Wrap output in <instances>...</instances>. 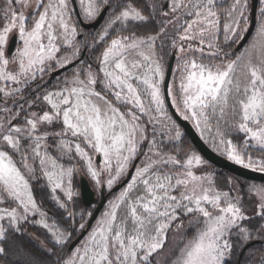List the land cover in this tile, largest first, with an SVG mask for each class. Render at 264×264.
<instances>
[{"label":"snow or ice","instance_id":"obj_1","mask_svg":"<svg viewBox=\"0 0 264 264\" xmlns=\"http://www.w3.org/2000/svg\"><path fill=\"white\" fill-rule=\"evenodd\" d=\"M107 3L108 0H80L84 14L91 19L100 12V5ZM4 5L0 12L7 23L0 25V81L27 84L38 73L55 70L53 64L64 68L77 56V30L71 23L69 0H4ZM16 5L21 9L19 12ZM181 6L184 5L174 0L172 11ZM29 7L37 10L30 28L29 16L24 11ZM223 7L218 0L192 2L188 15L195 19L185 21L179 39L198 41L201 47L189 44L187 51L199 52L201 58L187 54L178 58V75L174 74L172 84L162 90L165 71L155 58L157 37L136 35V29L146 25L149 17L132 4L125 5L108 22L100 39L108 37L107 29L117 22L128 35L111 38L99 57V71H94L90 64L76 69L71 80L65 79L63 88L44 95L51 111L42 115L31 113L32 118H26L24 128L5 129L0 124V139L14 152H20L21 134L30 139L31 158L34 162L38 158L51 191L62 190L70 201L74 195V166H65L57 157L42 151L48 147V137L59 138L54 143L60 158L71 161L75 152L85 160L88 173L98 185L101 174L108 173L107 185L111 188L141 154L140 146L148 140V123L168 121L171 127L163 124L168 139L181 141L183 133L166 108L170 97V105L185 121H192L201 136L205 131L211 134L215 130L213 144L222 148L230 161L264 173V6L255 35L243 52L226 63H205L202 45L206 37L208 48H216L208 57L212 61L220 52L215 44L217 33L222 31L225 41L235 43L242 39L240 32L247 30L241 27V20L247 23L248 0H233L225 9L221 27L217 9ZM14 30L18 31L23 46L10 60L6 47ZM65 45L71 49V57L58 58ZM179 51L186 53L183 44L179 45ZM10 62H18L15 73L7 70ZM98 83L102 90H97ZM4 94L11 95L7 91ZM108 95L117 103L109 100ZM153 111L163 120L153 116ZM142 116L148 120L142 121ZM222 122L244 134L242 146L226 138ZM54 124L61 125L60 131L48 130L47 126ZM81 140L93 154L102 157L103 168L93 165L89 151L78 142ZM250 148L259 150V159L253 158ZM148 153L127 186L110 202L109 210L97 221L87 242L76 248L64 264H151L153 254L164 247L168 229L182 216L191 217L188 223L193 232L181 237L182 244L171 264H225L231 251L227 237L232 229H239L243 239H249V229L241 227V222L249 219L240 204L241 197L218 189L211 174H197L195 169L206 163L200 155L193 150L185 152L183 159L168 155L155 139L148 146ZM28 160L26 153L21 154L18 166L8 151L0 150V205L6 202L16 205L0 207V221H6L9 228L19 232L21 221L27 220L29 214H39L38 223L52 233L58 244H64L70 234L46 222V213L37 204L30 184L36 168ZM249 191L257 197L260 209L257 214L264 219V185L252 184ZM55 199L59 201V197ZM60 207L65 205L61 203ZM7 231L0 223V240L6 238ZM4 251L0 247V253Z\"/></svg>","mask_w":264,"mask_h":264},{"label":"rangeland","instance_id":"obj_2","mask_svg":"<svg viewBox=\"0 0 264 264\" xmlns=\"http://www.w3.org/2000/svg\"><path fill=\"white\" fill-rule=\"evenodd\" d=\"M0 1H3V0H0ZM144 1H145V4L149 6V8L153 11V13H155L158 16V19L162 25L161 34L162 35L166 34V42L164 43L163 47L159 46V41H158L159 36L157 33L149 34L151 36L157 37L156 42H155V58L158 59L159 62L163 65L165 74H166L168 61L171 56V50L174 47H178L177 58L175 59L176 61L174 63L173 73L171 77V84H172L174 74L178 75L177 73L178 58H183L185 54L195 55L198 59L201 58V53L199 52L192 53V52L187 51L189 44H191L193 48L201 47L198 41H180L179 39L180 35L182 34V25L185 24V21L190 22L191 20L195 19L194 16L188 15V11L191 9L192 2H195V0H191V2L190 0H175V3L184 5V6L178 7L175 12L172 11V5L174 3V0H168L169 4L166 7H165V3L167 0H144ZM45 2H47V0H45ZM232 2L233 0H218V3H222L224 5L223 8L217 9L218 15L221 18V27L225 20V9H227V7ZM77 3L81 11L82 19L87 22L95 20L98 17L99 13L102 11V9L106 5H109V6L112 5L113 8L108 10L105 19L102 21L101 25L97 29H93L94 31L92 32H87L86 29L80 25V22L73 11L72 2L71 0H69V6L71 8V23L76 27V30H77V34L75 37V44L79 49L77 56L75 58H71V61L77 59L80 53L84 49L85 50L87 49L88 45H93L95 43H101L105 39L108 38V37H105L104 40L100 39V37L103 35L104 30L107 28L108 22L112 19L113 16L117 15L125 5L132 4L133 6H135L130 1L108 0L107 4L100 5V12L97 14V16L94 19H91L84 14L83 9L80 5V0H77ZM113 3L115 4L114 6H113ZM118 4H122V5L119 8H117ZM262 6H264V4H262V0H260L259 6H258L256 28L259 25L260 18L262 15L261 13ZM31 9L33 10V15L29 16V20L27 21V26L29 28L31 27V24H32L31 18L35 17L37 14V10L34 7H31ZM250 11H251V0H248V7L245 12L247 23L245 24V21L242 19L241 20L242 28L247 29L249 26L250 21L248 20V16H249ZM165 13H167V15H165ZM258 16H259V20H258ZM6 23L7 21L3 19V15L1 13L0 14V25L6 24ZM119 26L120 24L119 22H117L115 25H113L112 28H108L107 30L110 33L111 30ZM0 30H2V28H0ZM244 33L245 31L240 32V35L243 36ZM254 35H255V31L252 37ZM147 36H142V37H147ZM18 37H19V34H18ZM217 37L218 38L215 41V44L219 47L220 52H219L218 57L214 58L212 61H209L208 57L211 52L216 51V48H212V49L208 48L207 46L208 38L207 37H206L205 44L202 45V47L204 48L203 58H204L205 63H208V62L226 63L228 59H235V57L232 58L228 56V54L229 52L235 51L234 50L235 46L240 41V39H237L235 43H233L231 40L225 41L222 31L217 33ZM252 37L249 39L248 44L244 48L248 47V45L251 43ZM18 39H19V44H18L17 49L22 48L23 46V42L20 40V38ZM174 41H175V46L173 43ZM180 44L184 45L186 53H181L179 51ZM84 45L85 47H83ZM244 48L241 49L240 51H235L237 52L236 55L243 52ZM225 53H227V56H225ZM57 56L58 58L64 57V56L71 57V49H69L65 45L61 47V51L60 53L57 54ZM9 58L11 60V57ZM97 63H98L97 68L99 69L100 61L98 60ZM89 64L92 66V69L94 71L98 70L91 63L83 62L82 60L79 63H77L75 66L71 67L72 69L70 72H65L62 75H59V76L57 75L56 77H54L56 78L55 80L56 86L51 87V88H49V80L53 79V78H50V73L52 71H47V70L42 75L38 73L36 76V79L29 80L27 84L23 83V81H21V83H14L11 81H0L1 89H4V91L11 93V95H5L4 91H2L4 95L3 96L4 100H0V124H2L5 129L9 127H14V126H19V127L24 128L26 127V124H25L26 118L27 119L32 118L31 113L35 112L38 115H42L44 111H51L50 106L43 99L44 95L48 92H52L60 88H63L65 86L64 84L65 79L71 80L73 77L74 71L76 69L78 68L83 69ZM53 67L54 69L59 68L55 66V64H53ZM11 71L13 73L18 71V62L14 63V68ZM81 76L83 77V71H81ZM40 79L42 81H38ZM163 85H162V90H164ZM13 89H19V91H13ZM166 108H167L168 114L171 115L172 119L176 122L177 125H179V130L183 133V136H182L183 138L186 132L183 129V127L174 118L172 112L170 111L168 107L167 100H166ZM152 115L156 116L158 119L163 120V118L159 117L158 114L155 113V111H153ZM17 116L19 117L18 122L15 124H12L13 119ZM147 120H148L147 116H142V121H147ZM163 124H168V126L171 127V124L166 120H163ZM163 124L156 123V121H153L152 123L147 124L146 135L148 136V140L144 141L141 144L140 146L141 154L135 157V159H138L136 167L140 166L141 162L145 160L144 154L148 153V146H150V143L153 139L156 140L157 146L162 150V152L168 155H175L180 159L184 158V156H180L179 153L177 152H171V151L165 150L164 148L165 144H170V143L177 144L178 142L170 141L168 139V134H167L166 129L163 127ZM47 127L50 132L60 131L61 125L54 124V125H50ZM221 127H222V130L225 132L226 138L231 139L233 143H236L242 146L243 140L245 139V136L243 133L234 131L231 127L224 125L223 122L221 123ZM197 131L201 135L200 130L197 129ZM214 134H215V130H213V133L211 134L205 131L204 135L201 137L215 151L226 156L222 148H217L214 146L213 140H212V137L214 136ZM68 138L75 140V138H72V137H68ZM58 139L59 138H56L50 135L48 137V140L46 141L48 147L47 149L42 148V151L46 150L49 153V155L57 157L59 159V162L63 163L65 166H74V174L72 177V190H73L74 195H73V199L70 201L67 199L66 194L62 190H57L55 193L51 191V186L47 183L46 178L43 176L40 170L38 158L36 159L35 162L31 158L32 153H31V148L29 147V145L31 144V140L27 139L24 136V134H21L20 152H14L10 148V146H7L5 144V142L2 139H0V150L8 151L10 155L13 156V159L17 161L18 166H20L21 154L26 153L29 156L28 163L33 164L34 167L36 168L34 177L30 178L32 192L35 197L34 188H33L31 179L39 180L38 181L39 182L38 184L39 192L42 194V196H44L42 199L43 205L40 204V202L36 199V197L35 199L37 201V204L41 208V210L46 213V222L49 223L50 225L58 226L61 231H64L65 233L70 234V235L67 236L66 242L64 244H58L55 238L53 237L52 233H50L40 223H38V221L41 219L39 214H36V215L29 214L27 220L21 221L19 225L20 231L18 233H22V232L26 233L31 239L37 242L40 246H42L43 249H45L49 253H52L51 249H53L54 246L59 247L61 250V254L60 255L55 254V260H56V263L58 264H64V261L73 255L76 248H80L83 244H85V242H87L90 233L97 226V221H99L103 217V214L109 210L110 202L114 201L116 197L119 195V193L130 182L129 181L126 185L114 191L110 199L104 205L102 212L99 214V216L95 220L91 229L87 232V234L83 237V239L72 250L68 251L67 248H68L69 243L76 237L77 234L81 232L83 228L86 227L87 221L91 215L90 210L84 209L82 202H80V200L78 199V196L80 195L79 176L81 174H84L85 176H87L90 183H92V185L97 190L100 189L101 184H105L107 189L110 190L114 186L115 183H118L127 175L128 170L132 166L135 159L133 160L129 168L126 170V172L123 174V176L117 182H115L111 188H109L107 185V180L109 179L108 173L104 172L101 174V176L99 177L100 184L98 185L87 171V162L83 160L82 158H80L78 155H76L75 152H73L74 158L71 161H69L67 157L60 158L59 153L56 149V143H54V141L58 142ZM78 142L81 143L82 147H85V149L89 151V155L92 156L93 165L97 167V169L103 168L102 157H101V161L97 162L98 154H93L87 148V146L83 143L82 140ZM189 150L195 151L198 155L202 157L204 161H206L205 164L195 169L197 174H211L215 182V185L218 189L227 191L232 196L239 195L241 197L240 204L243 210L245 211L246 215L249 217V219L241 222V227H245L249 229V239L248 240H244L243 234L240 233L239 229H236V228L232 229L230 235L227 237V239L229 240V243L231 244V251L226 256L225 264L226 262L232 263L237 258V255L240 252V249L242 248L244 244L254 239L264 240V227H261L262 225H264V219H262L257 214L260 211V209L258 208V199L257 197H255L253 193L249 191L250 185L252 184L264 185V183L260 181H256V180L245 179V178H242L236 175L226 174L224 172L222 173L218 171L217 169H214L211 165L212 163H210L207 159H205L203 155L196 149L195 146L189 147L185 152ZM249 151L253 155L254 159L260 158L258 149L250 148ZM148 154L151 155V153H148ZM22 171H23V168H22ZM134 175H135V169H134L132 176ZM56 197H59V201L55 199ZM61 203H63L65 207L61 208L60 207ZM15 206H16L15 203L8 204L7 202L3 205H0V207H15ZM122 212H123V208H121V213ZM63 217L65 219H70L71 224L65 225L61 221ZM189 219H191L190 216L189 217L182 216L179 220L174 221L172 223L171 227L167 231V239L165 241L164 247L158 250L157 253L153 254V256L150 258L151 264H171V261L175 256L178 246H181L182 244L181 237L184 235L190 236L193 232V229L189 226V223H188ZM0 223H3L4 227L7 229L8 224L6 221H0ZM81 225H83V227H81ZM178 225H183V227L178 228L177 227ZM35 228H38V229H35ZM0 245L3 247L2 243ZM254 245L250 246L249 249L246 250V252L244 253V257L242 256L243 257L242 264H264V244H263V247H260V248ZM7 260L8 259H6V253L4 251L3 253L0 254V264H10L9 263L10 260L9 261ZM12 264H14L13 261H12Z\"/></svg>","mask_w":264,"mask_h":264},{"label":"water","instance_id":"obj_3","mask_svg":"<svg viewBox=\"0 0 264 264\" xmlns=\"http://www.w3.org/2000/svg\"><path fill=\"white\" fill-rule=\"evenodd\" d=\"M71 2L73 5V11H74L76 17L78 18L80 25L85 29H97L101 25L102 21L105 19L106 14L109 10V5H106L102 9V11L99 13L98 17L95 20L87 22V21H84L82 19L81 11L79 9L77 0H71ZM168 4H169V1L167 0L165 3V7ZM258 6H259V0H251L250 23H249V26H248L247 30L245 31L244 35L242 36V39H240V41L235 46V49H234L235 51H240L241 49H243L247 45L249 39L252 37V35L256 29V25H257ZM16 42H17V37L14 36L9 41V44H8L9 52L14 50V48L16 46ZM84 53H85V49L83 50L80 58L71 61L64 68H57V69L53 70L50 73V78H54L57 75H59L60 73H62L63 71L68 70L71 67L75 66L82 59V57L84 56ZM174 63H175V55L172 54L169 61H168V65H167V69H166L165 80H164V85H163L164 88L169 86V83H170L171 77H172V73H173ZM167 104H168V107H169L170 111L172 112L174 118L176 119V121L183 127L186 134L191 138L196 149L203 155V157L205 159H207L213 165H215L221 169L227 170L228 172H230L236 176H239V177H242L245 179L264 182V173H261L258 171H253L252 169L243 168L242 166L235 164L233 161H230L226 156L218 153L210 145H208L207 142L201 137V135L199 134L197 129L194 127L192 122L191 121H185L183 119V117L178 112H176L175 108L170 105V97L167 99ZM100 161H101V156L98 154L97 155V162H100ZM137 161H138V159L134 160L132 166L130 167V169L126 175V177L113 188V190H112L113 192L120 189L122 186L126 185L130 181L132 174L134 172V169L136 167ZM79 188H80L81 202H82L84 209H88L92 204H95V203H97V205H96L94 211L92 212V214L90 215V217L87 221L86 227L83 228L81 230V232L69 243L68 248H67L68 251L72 250L83 239V237L87 234V232L89 231V229L91 228V226L95 222L96 218L98 217L101 209L103 208V206L107 202L108 196L111 193V192L106 193L104 190V186H103V188L101 190V198L98 201V197L96 196L95 190L93 189V187H92L89 179L87 178V176H85L84 174H81L79 176ZM259 241H261V240L254 239V240L249 241L248 243H246L243 246V248L240 252L239 258L237 260V264H241V260H242V256H243L244 252L250 246L258 243Z\"/></svg>","mask_w":264,"mask_h":264},{"label":"trees","instance_id":"obj_4","mask_svg":"<svg viewBox=\"0 0 264 264\" xmlns=\"http://www.w3.org/2000/svg\"><path fill=\"white\" fill-rule=\"evenodd\" d=\"M125 1L132 2L135 6H137L142 11V13L145 16L149 17V22L146 25L140 26L136 29V35L142 37V36H147L149 34L157 33L159 36V39H158L159 46L163 47L164 43L166 42V34L165 35L161 34V26L162 25L158 19V16L155 13H153V11L149 8V6H147L145 4L144 0H125ZM122 4H118L117 8H119ZM114 5L115 4L113 3V6ZM109 7H110L109 9L113 8L112 5H110ZM248 20L250 21V13L248 16ZM258 20H259V16H258ZM86 31L92 32L94 30L93 29H86ZM118 34L128 35V31L126 29H122L121 26L116 27L115 29L110 31L108 38L105 39L103 42L95 43L93 45H88L87 49H86L85 57L83 58V62L91 63L96 69H98L97 68V64H98L97 61L99 60L101 53L108 47V45L110 44L111 38H115L116 35H118ZM83 47H85V45ZM83 47H82V49H83ZM177 52H178V47L172 48L171 55L174 54L175 59L177 58ZM236 54H237V52L232 51V52H229L228 56L234 58L236 56ZM71 69L72 68L65 70L64 72L60 73L59 75H62L65 72H70ZM98 71H99V69L97 70V72ZM101 76H102V74H101ZM55 80H56V78L49 80V88L56 86ZM169 85H171V81H170ZM58 86H60V85H58ZM97 90L98 91L102 90V85H100L99 83L97 84ZM107 98L109 100H111L114 104L117 103L111 95H108ZM117 106H119V105H117ZM121 110L124 111V108L121 107ZM177 144H179V146H180L179 148L176 147ZM177 144H171V143L165 144L164 148L167 151L177 152V153H179L180 156H184L185 151L189 147L195 146L193 144L191 138L187 134H185L184 137L182 138L181 142H178ZM211 165L214 169H217L218 171H220L222 173L224 172L226 174L234 175V174L228 172L227 170L216 167L213 164H211ZM32 180L33 179H31V182H32V185L34 188L35 197L40 202V204L43 205L42 199L44 196H42V194L39 192V188H38V184H39L38 181L39 180H35V179L33 181ZM78 199L81 202L80 195L78 196ZM61 221L65 225L71 224V220L65 219L64 217H63V219H61ZM7 229H8V231L6 232V238L4 240H2L1 243L3 245V248L5 249L6 259H8L7 261L10 260L9 261L10 264H12V261L14 262V264H58V263H56V260H55V254H59V255L61 254V250L59 247L54 246L53 249H51L52 253H49L45 249H43L42 246H40L37 242H35L33 239H31L26 233H23V232L18 233L14 229L9 228V226L7 227ZM35 229H38V228H35ZM263 244H264V240H261L258 243H256L254 246H257L260 248V247H263ZM243 246H242V248H243ZM242 248L240 249V252H241ZM240 252L238 253L237 258L232 263L226 262V264H237V260L239 258ZM243 257H244V254H243ZM243 257H242V263H243Z\"/></svg>","mask_w":264,"mask_h":264},{"label":"flooded vegetation","instance_id":"obj_5","mask_svg":"<svg viewBox=\"0 0 264 264\" xmlns=\"http://www.w3.org/2000/svg\"><path fill=\"white\" fill-rule=\"evenodd\" d=\"M4 6H5V5H4V0H3V1H0V9H2ZM16 10H17L18 12L21 10L20 7H19V5H16ZM24 11H25V14H26L27 16H32V15H33V10L31 9V7L25 9ZM1 13H2V12H0V14H1ZM14 36L17 37L16 46H15L14 50H12L11 52H9V50H8V45H7V47H6V54L8 55V57H12V56L15 55V53H16V51H17L18 44H19V39H18L19 37H18V33H17L16 30H14V31L11 33V36H10V38H9V41H10ZM82 52H83V51H82ZM82 52L80 53V55H79L78 58L81 57ZM85 53H86V50H85ZM85 53H84V56L82 57V59H81L80 61H82L83 58L85 57ZM170 57H171V56H170ZM78 58H77V59H78ZM9 59H10V58H9ZM80 61H79V62H80ZM79 62H78V63H79ZM13 68H14V63H11V62H10V64H9L7 70L11 71ZM38 81H42V80L40 79V80H38ZM0 89H1V87H0ZM3 96H4V95H3L2 91H0V100H4ZM24 112H25V111H24ZM24 112H23V113H24ZM23 113H22V114H23ZM18 120H19V117H18V116L15 117V118L13 119V121H12V124L17 123ZM128 171H129V170H128ZM125 177H126V176H125ZM125 177H124V178H125ZM124 178H123V179H124ZM123 179H122V180H123ZM122 180H121V181H122ZM121 181H119L118 183H115L114 186H113L110 190L107 189V187H106L105 184H101L100 189L97 190V189L92 185V183H91L93 189L95 190L96 196L98 197V201H99L100 198H101V190H102L103 186H104V190H105L106 193H107V192H111L110 195L108 196V199H107V201H108V200L110 199V197L112 196V194L114 193V192L112 191L113 188H114L117 184H119ZM122 187H123V186H122ZM80 198H81V197H80ZM105 204H106V203H105ZM96 205H97V203L92 204V205L88 208V210H90L91 214H92V212L94 211ZM103 207H104V206H103ZM102 210H103V208L101 209L100 213L102 212ZM100 213H99V214H100ZM98 216H99V215H98ZM96 219H97V218H96ZM93 224H94V223H93ZM92 226H93V225H92ZM92 226H91V227H92ZM90 229H91V228H90ZM90 229H89V230H90ZM241 264H242V260H241Z\"/></svg>","mask_w":264,"mask_h":264},{"label":"crops","instance_id":"obj_6","mask_svg":"<svg viewBox=\"0 0 264 264\" xmlns=\"http://www.w3.org/2000/svg\"><path fill=\"white\" fill-rule=\"evenodd\" d=\"M0 244H1V240H0ZM0 247H2L1 245H0ZM1 254V253H0Z\"/></svg>","mask_w":264,"mask_h":264}]
</instances>
